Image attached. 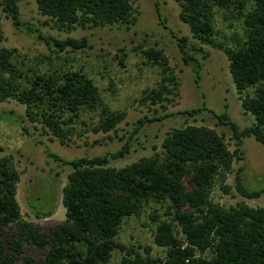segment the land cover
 <instances>
[{
	"label": "trees",
	"instance_id": "1",
	"mask_svg": "<svg viewBox=\"0 0 264 264\" xmlns=\"http://www.w3.org/2000/svg\"><path fill=\"white\" fill-rule=\"evenodd\" d=\"M20 0H0L3 11L17 28L24 26L20 15ZM40 12L51 18L60 29L72 30L114 24L133 25L138 19L135 0H35ZM181 7L180 18L188 24L193 37L202 44L222 49L230 62V72L239 93L254 88L253 95L242 99L243 108L254 116L253 125L240 129L228 114L217 115L222 124L230 125L236 148L232 150L224 134L206 125L189 124L172 129L162 142V150L151 157L116 168L115 159L131 153L130 140L147 123L170 116L156 115L157 106L164 111L179 95L180 82L162 49L143 50L153 65L161 68V81L156 88L144 92L140 101L153 106V115L139 118L121 149L93 157L70 161L49 153L56 160L70 164L73 170L63 189L66 222L51 235L39 231L23 219L17 198L21 179L10 157H0V228L17 222L19 239H9L13 253L0 236V264H17L24 243L37 248L50 246L41 264H107L114 250L125 252L119 264H264V208L252 207L241 201L225 208L214 203L211 194L219 183L230 193L226 183L234 172V161L243 158L241 142L253 136L264 146V0H251L252 9L244 23L246 39L239 46L219 42L213 23L214 7L241 13L247 0H175ZM157 4L158 1H157ZM233 9V10H234ZM243 13V12H242ZM241 13V14H242ZM0 13V25H1ZM40 39L60 51L88 46L86 36L56 39L37 29ZM3 35L0 34V41ZM186 64H193L197 77L202 62L190 53L188 37H178ZM193 48L210 53L200 46ZM16 49L0 47V101L16 98L26 104L30 121L69 145L74 135H82L78 125L83 109L102 107L95 132L108 133L126 119V110H112L105 105L95 80L81 71L38 72L24 74L15 64ZM200 108L186 110L190 116ZM87 126V122L82 123ZM240 167L236 171L237 192L247 199H258L264 189H250L243 181ZM150 201L168 203L170 220L158 219L155 244L166 248L164 257L155 256L150 246L145 253L118 240L126 217L140 215ZM38 217H48L53 209L35 211ZM152 218L157 220V215ZM33 263V259H28Z\"/></svg>",
	"mask_w": 264,
	"mask_h": 264
},
{
	"label": "rangeland",
	"instance_id": "2",
	"mask_svg": "<svg viewBox=\"0 0 264 264\" xmlns=\"http://www.w3.org/2000/svg\"><path fill=\"white\" fill-rule=\"evenodd\" d=\"M19 6L24 23L22 28L13 24L0 2V34L3 35L0 47L16 49L14 62L24 74L31 76L33 71H81L95 80L105 105L112 110L127 111L126 119L117 126L116 131L104 133L86 130L98 122L103 106L83 109L78 125L82 135H74L69 145H63L55 136L47 133L41 124L29 120L26 104L16 98L0 101V157H10L21 174L17 198L23 219L48 236L59 224L66 222L63 189L73 170L70 164L56 160L49 153L70 161L115 152L128 140L139 118L155 114L151 109L153 106L142 104L140 99L145 91L158 87L162 78L161 68L150 63L143 50L156 48L164 51L169 65L179 78V95L168 105L167 110L157 106L156 115L169 113L170 116L143 126L130 140L131 153L112 160L111 166L121 168L155 155L162 150V142L172 129L189 124L215 128L225 135L229 147L234 150L237 146L233 130L230 125L222 124L217 115L227 113L240 129L255 122L254 116L242 106V99L248 94L253 95L255 89L238 92L227 54L193 37L189 25L180 18L181 7L175 0H135L134 6L139 12L133 25L77 26L72 30L57 27L51 18L40 12L35 0H20ZM233 9L215 6L213 23L219 42L239 46L246 39L244 19L252 9L251 0H247L242 14L238 9ZM28 27L56 39H80L86 36L88 46L78 50L68 47L60 51L40 39L38 32H29ZM182 36L188 37L190 53L202 62L199 78L193 64H186L183 59L178 44V37ZM194 45L202 46L210 53L209 57L203 58L204 53L195 50ZM200 107V112L193 116L179 113ZM82 120L88 123L87 126L81 124ZM241 150L243 158L234 161V172L226 180L232 187L231 192L226 193L217 183L211 199L225 208L236 206L241 201L252 207L264 208V194L258 199H247L235 188L236 171L242 167L245 185L250 189H264V146L249 136L243 138ZM49 209H53L54 213L48 217H38L35 213ZM168 210V203L150 201L145 204L140 215L124 219L118 240L126 246H135L143 253L144 247L150 246L153 255L164 257L166 248L155 244L154 234L158 219H171ZM153 215L159 218L154 220ZM19 228L17 222L0 228V236L10 253L14 251L10 248L9 239H19ZM49 248L40 249L24 243L17 264H41ZM124 255L125 252L114 250L107 264H119ZM29 258L34 262H29Z\"/></svg>",
	"mask_w": 264,
	"mask_h": 264
}]
</instances>
